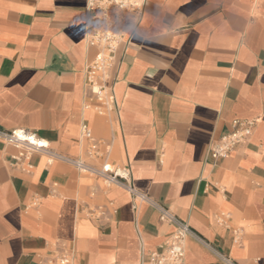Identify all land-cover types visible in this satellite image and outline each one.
Listing matches in <instances>:
<instances>
[{
    "label": "crops",
    "instance_id": "obj_1",
    "mask_svg": "<svg viewBox=\"0 0 264 264\" xmlns=\"http://www.w3.org/2000/svg\"><path fill=\"white\" fill-rule=\"evenodd\" d=\"M86 0H0V129L23 128L85 157L82 123L133 186L238 264H264V0H143L118 45L107 115L85 105ZM255 119L225 158L208 154L234 120ZM0 139V264H47L62 244L76 264H138L172 226L120 187L44 153L9 165ZM102 205L94 219L88 208ZM238 231L239 241H234ZM184 264H224L194 238Z\"/></svg>",
    "mask_w": 264,
    "mask_h": 264
},
{
    "label": "built area",
    "instance_id": "obj_2",
    "mask_svg": "<svg viewBox=\"0 0 264 264\" xmlns=\"http://www.w3.org/2000/svg\"><path fill=\"white\" fill-rule=\"evenodd\" d=\"M143 11V0H86L85 42L98 49L97 54L86 63L85 105L97 103L96 112L105 114L113 108V96L106 84L108 70L113 65L118 45L127 33L133 31L139 23ZM255 119L234 120L232 128L212 143L208 154L213 159L225 158L235 147L245 143L252 133ZM80 137L86 143L85 157H70L54 151L49 143L35 132L19 128L10 131L0 129V139L16 148L11 155L9 165L22 171L32 168L30 161L34 153H44L48 163L61 160L72 165L81 173L100 178L107 187H120L127 191L136 202H145L153 207L160 220L172 226L167 239L158 248L145 252L140 247L138 264H184L185 243L194 238L213 251L224 264H238L227 254L217 250L211 243L198 236L187 221L172 213L168 207L152 199L146 193L136 189L130 180L127 165L115 164L109 160L108 150H104L103 141L93 136L87 123L80 127ZM88 214L94 219H102L106 211L102 205L91 206ZM234 241H239L238 231ZM47 264H76L73 249L62 244L48 256Z\"/></svg>",
    "mask_w": 264,
    "mask_h": 264
},
{
    "label": "rangeland",
    "instance_id": "obj_3",
    "mask_svg": "<svg viewBox=\"0 0 264 264\" xmlns=\"http://www.w3.org/2000/svg\"><path fill=\"white\" fill-rule=\"evenodd\" d=\"M104 115H107V113H105Z\"/></svg>",
    "mask_w": 264,
    "mask_h": 264
}]
</instances>
